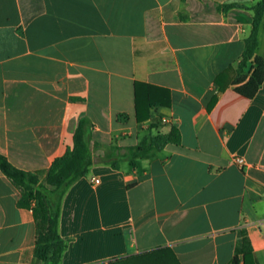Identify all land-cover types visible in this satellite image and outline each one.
<instances>
[{"label": "crops", "instance_id": "obj_1", "mask_svg": "<svg viewBox=\"0 0 264 264\" xmlns=\"http://www.w3.org/2000/svg\"><path fill=\"white\" fill-rule=\"evenodd\" d=\"M259 1L0 0V154L43 183L90 123L94 164L63 198L60 264L159 250L231 264L244 238L239 264H264V82L251 99L234 90ZM173 128L180 145L109 165ZM20 198L0 170V264H39L34 204Z\"/></svg>", "mask_w": 264, "mask_h": 264}, {"label": "trees", "instance_id": "obj_2", "mask_svg": "<svg viewBox=\"0 0 264 264\" xmlns=\"http://www.w3.org/2000/svg\"><path fill=\"white\" fill-rule=\"evenodd\" d=\"M233 6H224L226 10ZM241 7V6H236ZM254 18L250 36L245 40L242 60L237 67V79L234 90L247 98H254L264 82V59L256 56L259 47V32L264 19V0L253 8ZM250 65V67H249ZM249 68V70H248ZM136 86L135 103L136 117L140 122V91ZM166 101H149V106L168 104L169 97L162 95ZM151 100V99H150ZM213 106V103L211 107ZM90 123L82 118L74 135V147L62 157L57 158L46 172L45 181H40V175L15 167L6 157L0 154V170L21 194V207L33 206L36 221V244L34 258L39 264H60L67 242L59 233V223L63 198L67 191L80 179L86 177L94 164L92 148L89 141ZM181 134L173 128L168 134H149L137 145L125 148L123 154L115 157L109 165L119 169L120 161L127 159L135 165L138 159H150L169 145H180ZM116 150H120L117 148ZM247 240L244 238L241 247L236 250V256L231 264H239V256L245 259ZM111 264H180L174 253L169 250H159L126 259L117 260Z\"/></svg>", "mask_w": 264, "mask_h": 264}, {"label": "built area", "instance_id": "obj_3", "mask_svg": "<svg viewBox=\"0 0 264 264\" xmlns=\"http://www.w3.org/2000/svg\"><path fill=\"white\" fill-rule=\"evenodd\" d=\"M164 122H166V120H164ZM234 162L238 165V167L240 169H244L245 166H246V162H245V160L242 157L234 158ZM97 182H99V181L97 180Z\"/></svg>", "mask_w": 264, "mask_h": 264}, {"label": "rangeland", "instance_id": "obj_4", "mask_svg": "<svg viewBox=\"0 0 264 264\" xmlns=\"http://www.w3.org/2000/svg\"><path fill=\"white\" fill-rule=\"evenodd\" d=\"M120 163H122V161H120Z\"/></svg>", "mask_w": 264, "mask_h": 264}]
</instances>
